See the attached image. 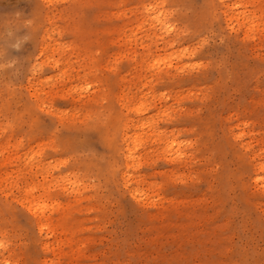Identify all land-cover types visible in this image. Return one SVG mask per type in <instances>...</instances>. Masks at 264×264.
<instances>
[{"label": "rangeland", "instance_id": "374dc122", "mask_svg": "<svg viewBox=\"0 0 264 264\" xmlns=\"http://www.w3.org/2000/svg\"><path fill=\"white\" fill-rule=\"evenodd\" d=\"M16 12L37 31L0 39L28 61L0 86V264H264V0Z\"/></svg>", "mask_w": 264, "mask_h": 264}, {"label": "clouds", "instance_id": "9594fccd", "mask_svg": "<svg viewBox=\"0 0 264 264\" xmlns=\"http://www.w3.org/2000/svg\"><path fill=\"white\" fill-rule=\"evenodd\" d=\"M36 31L34 18L24 19L20 12H16L9 18H0V39L5 37L15 38V43L10 44V49L14 53H21L24 50V46L33 40ZM3 55L4 53L0 52V57H3ZM26 64H28L27 59L22 61L21 57L16 55L4 62H0V76L4 77V83L0 86L5 88V90L14 89L16 82L25 75ZM26 71L30 75L35 76L42 71V67L32 61ZM3 246V243L0 242V247Z\"/></svg>", "mask_w": 264, "mask_h": 264}, {"label": "bare ground", "instance_id": "6f19581e", "mask_svg": "<svg viewBox=\"0 0 264 264\" xmlns=\"http://www.w3.org/2000/svg\"><path fill=\"white\" fill-rule=\"evenodd\" d=\"M162 28H164V27H162ZM136 138H137V137H136ZM132 139H133L132 141H134V140H135V138H134V137H133ZM136 140H137V139H136ZM134 142H135V145H136V144H137V143H136L137 141H134ZM134 142H133V143H134ZM138 145H139V144H138ZM136 146H137V145H136ZM136 146H135V147H136ZM132 150H133V148H132ZM132 160H133V159H132ZM34 206H35V205H34ZM38 206H39V205H38ZM32 208H34V207H32ZM32 208H31V209H32ZM34 209H35V208H34ZM38 209H39V207H38ZM32 210H33V209H32ZM37 211H39V210H37Z\"/></svg>", "mask_w": 264, "mask_h": 264}]
</instances>
